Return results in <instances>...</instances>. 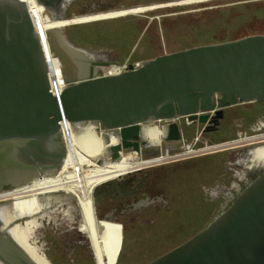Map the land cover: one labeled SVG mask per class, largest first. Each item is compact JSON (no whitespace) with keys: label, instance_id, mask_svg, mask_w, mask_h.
Masks as SVG:
<instances>
[{"label":"water","instance_id":"1","mask_svg":"<svg viewBox=\"0 0 264 264\" xmlns=\"http://www.w3.org/2000/svg\"><path fill=\"white\" fill-rule=\"evenodd\" d=\"M36 1L54 18L65 17L58 13L69 0ZM61 29L48 30L67 84L55 95L44 40L27 3L0 0V192L48 179L59 170L67 154L61 121L95 119L100 128L114 131L119 141L107 154L115 162L122 152L141 153L151 145L142 136L144 122L163 120L162 142H179L181 117L198 120L204 123L203 131H209L218 127L225 107L264 101V34L164 53L140 61L136 68L96 75L97 68L114 62L84 65L81 52L62 40ZM257 142L253 152L261 151L256 158H264V138ZM157 165L94 186L96 221H101L99 199L119 190L125 178ZM13 205L12 196L0 197V264H36L15 237L13 221L19 218ZM146 264H264V169L206 227Z\"/></svg>","mask_w":264,"mask_h":264},{"label":"rangeland","instance_id":"2","mask_svg":"<svg viewBox=\"0 0 264 264\" xmlns=\"http://www.w3.org/2000/svg\"><path fill=\"white\" fill-rule=\"evenodd\" d=\"M58 14L65 17L54 26L62 27V40L81 52L84 65L91 58L137 63L193 46L264 34V0H69ZM104 71L117 68H97L96 75ZM223 112L218 127L209 131H203L204 123L181 117L182 140L168 144L160 138L161 122L144 124L151 145L142 147L137 158L130 153L135 160L159 158L188 146L200 149L264 135V101L231 105ZM261 139L158 164L146 194L97 204L100 222L94 218L93 187L127 172L71 186L55 196H50L53 191L28 200L16 198L15 222L46 264H146L201 231L263 171L264 158H256L261 152H253ZM123 156L115 162L89 157L74 168L114 167L123 164ZM35 199L38 202H32Z\"/></svg>","mask_w":264,"mask_h":264},{"label":"bare ground","instance_id":"3","mask_svg":"<svg viewBox=\"0 0 264 264\" xmlns=\"http://www.w3.org/2000/svg\"><path fill=\"white\" fill-rule=\"evenodd\" d=\"M23 1L27 3L32 19L35 23V26L42 35V38L44 40V46L46 49V58L49 67V77L51 83L54 85L55 88L61 90L66 86V81L64 78V71H63L64 64L63 61L54 54V52L50 47L48 30L52 28H57L58 26H54L55 20L58 21L63 18H59V19L54 18L53 15L49 11H46V9L42 5H40L36 0H23ZM107 66L108 67L100 66L99 68L102 69L111 68V70L114 68L118 69L117 64L112 63ZM78 70L81 71L80 66L78 67ZM88 122L89 124L81 125L79 127L76 126L75 124L76 122L70 121L68 119L62 123V127H63L62 132L65 139V143L67 144V154L62 166L59 168V170L55 172L53 176L45 180L7 189L6 192H0V197L12 196L13 200L16 198L17 199L25 198L28 200L31 198L42 196L43 194L53 191L56 193L51 194L50 196H55V195H59L57 193L60 192V190L69 188L71 186L80 185L83 183H90L103 178H108L116 174H122L125 172L128 173L129 171L133 169H137L139 167H146L152 164L156 165L159 163L161 164V162L172 160L178 156H183V155L187 156L190 154L201 153L204 151L210 152V150H213L214 148H219L222 146L237 144V143L239 144L240 142L245 143V142L264 138L263 134L252 137H241L235 140H229L214 145H207L200 149H194L191 146H188L184 150H182V152L169 154L163 157L159 156V158L154 157V158L141 159V160L134 159V157L137 158L141 156V153H137L136 151H131L132 154L134 155L133 157L130 152L128 153L122 152V156L125 153L123 156L122 165H116L114 167L105 166L103 168L95 167L90 171H85L80 169L81 167L78 169L74 167L84 161L89 162V160H87L89 159V157L96 161L102 160L104 158L109 159L107 154L108 147L119 141V138L115 136L114 131H108L100 128V125L97 122V120L95 119L89 120ZM158 122H161L160 138L163 137L165 132V126L163 124L164 123L163 120H150L142 123V136L145 139L146 137L144 135V130H143L144 124L147 123L158 124ZM91 162H93V160H91ZM88 167L89 166H86V168ZM32 202L36 203L38 201H36L35 199ZM17 203L19 202H16L14 200L13 207L19 206V204ZM78 208L79 210H81L79 206ZM100 242H101V238H100ZM102 251H103V247H102Z\"/></svg>","mask_w":264,"mask_h":264},{"label":"flooded vegetation","instance_id":"4","mask_svg":"<svg viewBox=\"0 0 264 264\" xmlns=\"http://www.w3.org/2000/svg\"><path fill=\"white\" fill-rule=\"evenodd\" d=\"M93 61H100V59L95 60L94 58H91V59H89V61H87V64L90 65L91 62H93ZM168 143H170V142H164V144H168ZM157 174H158L157 173V167H154L152 169H148V170H145L143 172L136 173L131 180H130V177H127V178H125L126 183H123L119 190H116V191L112 192L111 194L106 195L104 197V199H99L97 204L100 203V205H102V204H105L108 202H115V201L124 200V199L133 200V199H135V198H137L143 194H146L148 189L151 187V183L153 182L152 179ZM72 208H74V207L72 206ZM78 212H79V210H78ZM28 220L25 222V224L28 222ZM75 222H76V220H75ZM13 224H14V227L16 228L15 232H14V234H16L15 237H16L17 241L20 243V246L22 248H24V251H27V253L32 257V259L35 261L36 264H46V262L41 258V256L35 255V253L32 251V248H34V250L36 251L37 250L36 247L33 246L30 242L26 241V239H24V237L22 236L23 232L20 231L21 225L15 221H13ZM80 225H82L81 220H80ZM36 252L39 253L38 251H36Z\"/></svg>","mask_w":264,"mask_h":264},{"label":"built area","instance_id":"5","mask_svg":"<svg viewBox=\"0 0 264 264\" xmlns=\"http://www.w3.org/2000/svg\"><path fill=\"white\" fill-rule=\"evenodd\" d=\"M138 63L139 62H137V63H125V64H117V66H118V69H117V71L115 72V73H118V72H123V71H126V70H129V68H130V66L132 67V68H136L137 66H138ZM116 64V63H115ZM103 74H111L110 72H107V71H104V73ZM102 74V75H103ZM67 85V84H66ZM65 86V85H64ZM63 86V87H64ZM50 88H51V91H52V93L53 94H55V95H59L60 93H61V91H62V89L61 90H59L58 88H55L54 87V85L51 83V80H50ZM64 121H61L60 122V125H61V128H63L62 127V123H63Z\"/></svg>","mask_w":264,"mask_h":264}]
</instances>
